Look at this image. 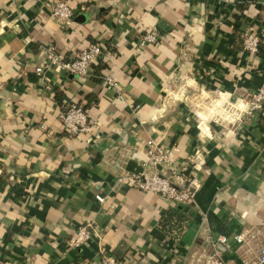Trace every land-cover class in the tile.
Returning a JSON list of instances; mask_svg holds the SVG:
<instances>
[{"label":"crops","instance_id":"0c3cea01","mask_svg":"<svg viewBox=\"0 0 264 264\" xmlns=\"http://www.w3.org/2000/svg\"><path fill=\"white\" fill-rule=\"evenodd\" d=\"M67 1L69 29L51 15L52 0H0V264H101L100 244L120 264H208L219 234L229 238L220 246L229 264L255 260L264 247V106L235 122L218 120L215 107L245 106L264 80V43L254 55L241 46L251 25L264 41V0ZM151 30L159 39L140 46ZM90 42L103 46L94 75L36 70L43 49L68 55ZM105 75L123 99L96 77ZM71 101L96 122L90 133L64 129L59 113ZM150 137L201 182L196 203L179 208L177 239L161 225L174 204L117 183L143 169ZM90 220L100 237L73 247Z\"/></svg>","mask_w":264,"mask_h":264},{"label":"built area","instance_id":"2783aa9c","mask_svg":"<svg viewBox=\"0 0 264 264\" xmlns=\"http://www.w3.org/2000/svg\"><path fill=\"white\" fill-rule=\"evenodd\" d=\"M226 5H233L241 1L253 2L255 0H222ZM51 15L58 22L61 28L69 29L72 24L74 11L67 0H52L50 3ZM160 33L157 30L147 31L142 34L140 46H146L159 39ZM262 36L254 26L246 28L241 35L242 49L249 54H258L262 44ZM44 57L36 67L38 72L56 67L63 72L78 76H92V64L97 62L103 53V46L98 42H90L83 48L64 54L61 51L49 46L43 49ZM95 77V76H94ZM101 77L108 86L116 90L118 98H124V92L118 82L111 76ZM221 103V102H220ZM218 105V104H217ZM216 105L215 113L218 120H223L222 115L227 116L229 121L235 122L241 117L252 116L257 110L264 106V80L255 87L246 102V105L233 110L226 104ZM223 113V114H222ZM222 114V115H220ZM59 118L64 129L71 135L90 133L95 121L91 118L83 104L71 101L60 111ZM225 120V117H224ZM143 169L139 171H124L117 177V183L127 184L138 188L143 192H154L165 198L174 205H191L196 203V195L200 189L201 182L196 174L192 173V166L187 162L180 163L174 160L168 148L159 140L148 138L145 143V157L143 158ZM99 202H104L105 197L97 193L95 195ZM100 237L93 221H86L77 226V231L71 245L81 247L94 237ZM235 240L243 243L245 234H236ZM221 245L229 246V238L225 234H219L216 239L210 241L208 252V264H229L224 258ZM98 253L101 264H120L118 258L113 256L103 244L98 246ZM2 256V244L0 242V257ZM1 259V258H0ZM244 264H264V247L259 250L255 260H244Z\"/></svg>","mask_w":264,"mask_h":264},{"label":"trees","instance_id":"16d2710c","mask_svg":"<svg viewBox=\"0 0 264 264\" xmlns=\"http://www.w3.org/2000/svg\"><path fill=\"white\" fill-rule=\"evenodd\" d=\"M179 208H182L179 204L175 205V207H171L164 213L161 219L162 227L176 239L179 238L178 236H180L181 231H183L182 222L185 220L183 219L184 215L179 212Z\"/></svg>","mask_w":264,"mask_h":264}]
</instances>
